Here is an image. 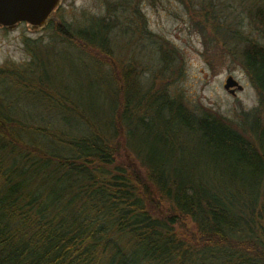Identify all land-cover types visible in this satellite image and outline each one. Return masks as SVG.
<instances>
[{"label": "trees", "instance_id": "1", "mask_svg": "<svg viewBox=\"0 0 264 264\" xmlns=\"http://www.w3.org/2000/svg\"><path fill=\"white\" fill-rule=\"evenodd\" d=\"M140 1L50 18L53 40L0 65V264H264V44L212 0H181L257 93L235 119L196 112L157 84L169 39L145 87L123 62L115 37L151 33ZM69 47L98 65L87 98L56 59Z\"/></svg>", "mask_w": 264, "mask_h": 264}, {"label": "rangeland", "instance_id": "2", "mask_svg": "<svg viewBox=\"0 0 264 264\" xmlns=\"http://www.w3.org/2000/svg\"><path fill=\"white\" fill-rule=\"evenodd\" d=\"M212 2L227 16V20H240L237 24L243 35L264 44V24L256 12L257 7L264 10V0ZM106 5V0H63L51 19L62 18L65 21L79 22L84 14H103ZM140 5L147 19V29L151 33H140L135 38L132 36L129 44L126 42L127 35H119L115 37V42L117 48L121 49L119 53L125 64L129 63L130 55L134 56L143 87L149 84L151 71L158 69L164 62L159 58L156 40L158 37L167 38L176 49V52L169 53V66L173 68L167 69L166 73L158 78V85L170 81V93L179 95V99L196 112L209 108L235 119L239 112L256 105L257 93L237 60V51L234 54H237L238 58H235L224 47L220 50L214 46L213 41L204 43L202 36L190 25L187 9L181 0H141ZM53 38L52 27L47 24L35 30L28 28L25 22H19L12 29L0 26V65L7 61L28 60L30 55L26 47L27 41L41 39L48 42ZM57 42L56 46L63 45ZM55 51L59 53L56 59L59 65L63 66L70 85L77 88L81 98H87L89 90L86 86L97 76L98 65L90 59L85 62L79 60L81 55L72 47L58 48ZM221 53L222 58L219 56ZM98 69L103 71L102 68ZM229 74L242 84V89H236L235 94L223 87Z\"/></svg>", "mask_w": 264, "mask_h": 264}, {"label": "water", "instance_id": "3", "mask_svg": "<svg viewBox=\"0 0 264 264\" xmlns=\"http://www.w3.org/2000/svg\"><path fill=\"white\" fill-rule=\"evenodd\" d=\"M63 0H0V26L12 29L19 22L35 30L44 27L53 12ZM223 87L231 94L242 89V84L231 74L224 81Z\"/></svg>", "mask_w": 264, "mask_h": 264}]
</instances>
